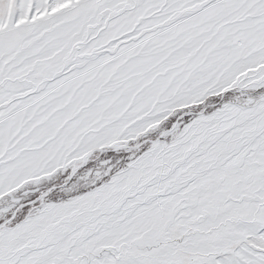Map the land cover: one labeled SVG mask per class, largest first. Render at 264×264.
<instances>
[{
    "label": "snow or ice",
    "instance_id": "snow-or-ice-1",
    "mask_svg": "<svg viewBox=\"0 0 264 264\" xmlns=\"http://www.w3.org/2000/svg\"><path fill=\"white\" fill-rule=\"evenodd\" d=\"M0 264H264V0H0Z\"/></svg>",
    "mask_w": 264,
    "mask_h": 264
}]
</instances>
